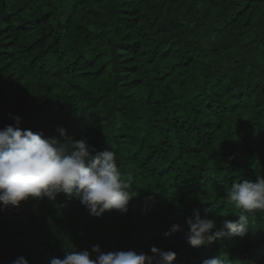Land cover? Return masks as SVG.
Instances as JSON below:
<instances>
[{"label":"trees","instance_id":"16d2710c","mask_svg":"<svg viewBox=\"0 0 264 264\" xmlns=\"http://www.w3.org/2000/svg\"><path fill=\"white\" fill-rule=\"evenodd\" d=\"M14 116L113 150L136 196L99 217L64 193L0 206V264L93 245L264 264V212L243 238H185L196 211L236 219L225 186L264 175V0H0V128Z\"/></svg>","mask_w":264,"mask_h":264},{"label":"clouds","instance_id":"9594fccd","mask_svg":"<svg viewBox=\"0 0 264 264\" xmlns=\"http://www.w3.org/2000/svg\"><path fill=\"white\" fill-rule=\"evenodd\" d=\"M13 118L14 125L0 128V206L19 207L30 198L55 201L64 193L69 200H79L97 217L111 210L128 212L129 203L136 195L130 191L131 182L122 177L113 150L93 152L86 138L68 140L64 128H58L59 137H46L43 132L22 129L21 117ZM224 191L225 203L238 210L233 215L237 218H225L217 227L215 219L194 212L186 220L185 238L190 246L211 244L225 234L243 238L251 229L250 218L257 211L264 212V175L234 182L225 186ZM177 231H183L179 224L164 235ZM150 251L151 255L135 250L103 252L100 245H93L91 251L73 250L64 258H52L50 264H173L177 258L172 250L153 246ZM13 264H29V261L21 256ZM203 264L231 262L217 254L205 259Z\"/></svg>","mask_w":264,"mask_h":264},{"label":"built area","instance_id":"2783aa9c","mask_svg":"<svg viewBox=\"0 0 264 264\" xmlns=\"http://www.w3.org/2000/svg\"><path fill=\"white\" fill-rule=\"evenodd\" d=\"M8 208L12 211H15V212H21L20 208H18V207L9 206Z\"/></svg>","mask_w":264,"mask_h":264}]
</instances>
